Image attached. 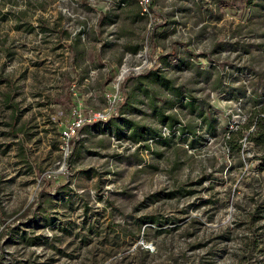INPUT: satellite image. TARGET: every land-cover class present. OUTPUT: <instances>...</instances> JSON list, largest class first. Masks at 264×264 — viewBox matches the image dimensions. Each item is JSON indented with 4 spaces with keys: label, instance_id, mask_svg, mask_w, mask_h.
Listing matches in <instances>:
<instances>
[{
    "label": "rangeland",
    "instance_id": "1",
    "mask_svg": "<svg viewBox=\"0 0 264 264\" xmlns=\"http://www.w3.org/2000/svg\"><path fill=\"white\" fill-rule=\"evenodd\" d=\"M262 109L264 0H0V264H264Z\"/></svg>",
    "mask_w": 264,
    "mask_h": 264
},
{
    "label": "trees",
    "instance_id": "2",
    "mask_svg": "<svg viewBox=\"0 0 264 264\" xmlns=\"http://www.w3.org/2000/svg\"><path fill=\"white\" fill-rule=\"evenodd\" d=\"M173 54L170 55H165L162 58H170L173 57ZM151 75L153 76V79L155 82L159 83L160 85H163L166 90L169 91V93L174 97L178 98L180 96V92L177 88L171 87L170 86V81H168L164 76H162L157 69H153ZM153 97H152V102H153ZM124 103L129 106L130 103H128V99L124 100ZM169 105L168 109H172L174 103L173 101L167 102ZM155 111L157 112V115H159V122L169 128L171 130L174 126V124H179L177 115L174 113L166 114L164 108H156L154 107ZM262 116H258L256 118L255 124H254V132L252 131L251 133L245 135H241L240 131H232L229 132L228 139L226 143L228 145V150L231 152H237L241 144L237 143L240 141L242 138H246V141H251L254 140L256 144H264V109H262L261 114ZM125 120V119H124ZM125 123L129 126V130L132 133V136L136 138V140L141 141L143 140L146 136L150 137L149 139H153L154 137H161L159 134L158 136L155 135V131H152L150 129H145L141 126H138L136 123H132L131 120L126 121ZM183 131V130H182ZM144 133V134H143ZM237 135V136H236ZM262 142V143H260ZM148 146V145H146Z\"/></svg>",
    "mask_w": 264,
    "mask_h": 264
},
{
    "label": "built area",
    "instance_id": "3",
    "mask_svg": "<svg viewBox=\"0 0 264 264\" xmlns=\"http://www.w3.org/2000/svg\"><path fill=\"white\" fill-rule=\"evenodd\" d=\"M144 3V5H146L148 3V0H142V4ZM99 118H103V115H98ZM97 118V117H96ZM76 129L75 126L72 128H69L68 130L63 132V139L68 140L70 137L73 136V134L75 133ZM68 142V141H67Z\"/></svg>",
    "mask_w": 264,
    "mask_h": 264
}]
</instances>
